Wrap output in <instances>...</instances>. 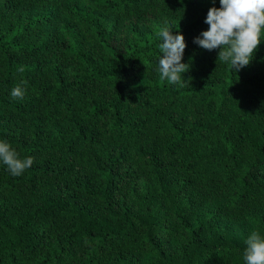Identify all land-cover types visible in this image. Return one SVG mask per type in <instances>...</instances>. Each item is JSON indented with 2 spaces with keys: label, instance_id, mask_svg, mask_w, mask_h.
<instances>
[{
  "label": "trees",
  "instance_id": "trees-1",
  "mask_svg": "<svg viewBox=\"0 0 264 264\" xmlns=\"http://www.w3.org/2000/svg\"><path fill=\"white\" fill-rule=\"evenodd\" d=\"M212 7L0 0V140L34 158L0 162V264H244L264 236V39L218 65L194 43ZM163 27L185 37L183 87L157 71Z\"/></svg>",
  "mask_w": 264,
  "mask_h": 264
},
{
  "label": "clouds",
  "instance_id": "clouds-1",
  "mask_svg": "<svg viewBox=\"0 0 264 264\" xmlns=\"http://www.w3.org/2000/svg\"><path fill=\"white\" fill-rule=\"evenodd\" d=\"M220 8L209 9L205 23L209 29L201 33L194 43L206 50L221 49L217 64H227L238 73L251 64L255 53L264 39V0H220ZM157 36L163 57L159 59L157 71L161 80L171 85L185 86L183 79L190 65L183 63L185 37L173 34L169 27H163ZM18 71L23 72L21 66ZM24 83V82H22ZM13 100L23 99L25 88L18 84L11 90ZM0 162L13 176H21L34 163L33 157L21 159L7 140H0ZM244 264H264V236L252 231L245 241Z\"/></svg>",
  "mask_w": 264,
  "mask_h": 264
}]
</instances>
